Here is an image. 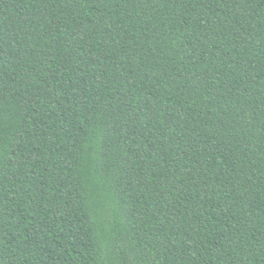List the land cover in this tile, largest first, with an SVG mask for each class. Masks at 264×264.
<instances>
[{"label":"trees","instance_id":"16d2710c","mask_svg":"<svg viewBox=\"0 0 264 264\" xmlns=\"http://www.w3.org/2000/svg\"><path fill=\"white\" fill-rule=\"evenodd\" d=\"M0 264H264V0H0Z\"/></svg>","mask_w":264,"mask_h":264}]
</instances>
